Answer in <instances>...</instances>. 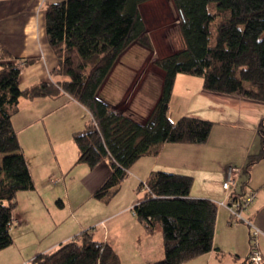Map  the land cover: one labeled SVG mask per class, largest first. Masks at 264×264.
I'll return each instance as SVG.
<instances>
[{"label": "trees", "instance_id": "trees-1", "mask_svg": "<svg viewBox=\"0 0 264 264\" xmlns=\"http://www.w3.org/2000/svg\"><path fill=\"white\" fill-rule=\"evenodd\" d=\"M152 0H63L45 6L49 44L58 58L54 82L21 88L22 69L34 62L13 61L0 44V251L13 244L14 211L21 191L35 190L13 118L21 99L58 97L81 104L90 116L74 133L77 164L95 169L108 162L111 174L93 193L110 203L142 158L157 156L169 143L204 144L213 123L192 117L172 121L169 105L178 74L201 77L205 90L264 102V0H172L183 48L154 65L164 73L161 94L141 122L115 110L100 97L121 57L136 44L152 49L141 7ZM151 51V50H150ZM261 149L250 155L243 174L264 159V120L258 127ZM194 179L154 171L141 183L145 196L133 211L146 232L161 226L165 256L156 264H184L211 253L219 206L194 199ZM237 195L246 194L237 189ZM26 264H122L112 245L83 231L77 239L38 254ZM241 264H248V258ZM264 264V263H263Z\"/></svg>", "mask_w": 264, "mask_h": 264}, {"label": "crops", "instance_id": "crops-1", "mask_svg": "<svg viewBox=\"0 0 264 264\" xmlns=\"http://www.w3.org/2000/svg\"><path fill=\"white\" fill-rule=\"evenodd\" d=\"M61 1L63 0H0V44L11 54L13 61L23 62L27 59H34L32 64L22 69L20 76L21 88H27L40 82L55 81L51 74L58 67L59 62L48 41L45 6L48 3ZM134 47L130 48L119 60L111 76L101 88L99 95L110 103L115 110L143 122L154 109L158 95L154 97L151 104L146 105V100L140 103L138 97L133 98L132 90H136L140 86L141 89L145 88L146 82L142 75H145L147 70H153L160 75L161 94L164 73L155 65H147L144 67L146 70H141L142 66L135 67L127 61L124 62V58L132 52ZM203 84L204 81L201 77L178 74L169 105V117L172 121H178L182 117H192L212 122L213 128L209 140L204 144H165L157 156H147L140 159L131 169L128 178L132 176L137 182L142 183L154 171H167L173 174L190 176L194 179L191 197L194 199H208L218 204L224 200L226 191L223 188V183L232 171L238 178L239 191L246 193L249 183L251 185L250 190L258 191L254 203L243 213L244 218L250 221L252 226L241 225L242 222L237 225L231 224L230 219H232V216L229 210L219 207L214 247L218 249L217 251H222V254L219 255L216 250H213L211 253L198 257L200 258L198 262L206 260L214 263L216 260L220 263L221 258L228 253L227 251H229L228 254L232 255L231 237L233 238L236 234L231 232L232 229H249L248 235L251 239L253 227H257L260 231L258 237L259 248L264 255V159L251 170L250 180L246 181V184L242 181L243 171L249 156L258 154L261 149L258 127L264 120V102L239 95L208 91L205 90ZM144 98L148 97L144 96ZM67 110L71 115H76L79 112L81 113L84 107L63 93L54 98L44 97L34 100L23 98L20 101L18 111L20 113L14 116L13 126L18 133L35 184L38 181L47 184L45 179L39 180L36 177L35 171L41 166L45 168L48 175H53L55 171L64 173L66 167H69L68 170H74L81 165L76 163L79 150H75L78 155L75 156L71 164H63L70 166H62L61 163L59 166L49 165L50 162L46 159V155L49 154L47 150L52 148V155L54 156L51 159L58 161V156L55 155L59 150V144L48 145L44 142L41 128H37L35 132L36 145L41 148L42 152L41 159L34 161L33 158H30L21 138L22 132L34 128L39 122L46 123L47 120H50L51 124L56 120V114ZM24 112H27L28 115H20ZM23 119L24 124H21ZM48 128L50 129V126ZM76 132H83V130H75L74 133ZM72 142H75L73 138ZM42 159H45V161L43 162ZM81 166L79 167L81 185L93 196V193L104 184L111 174L109 163L107 161L103 162L93 170L88 165L86 167L85 165ZM256 175H260L261 179L256 181ZM40 183L39 185L43 186ZM44 188L45 192L51 190L48 185ZM45 197L48 200L51 199V202H48L49 206L52 204V200L57 199V197L52 199L49 194H45ZM53 203L54 206L55 202ZM100 208L97 220L90 222V224L83 220L74 221L76 230L73 234L59 237L58 240L53 242L52 247H48L39 254L51 252L62 244L77 239L84 231L79 232L78 229H89L100 224L103 226L106 221L115 217L114 214L102 215L105 210ZM14 218L16 223L14 227H17L18 230L15 235L12 231L13 244L18 241L19 235H22L21 232H25L23 224L17 226L19 219L15 214ZM69 218L72 217L67 216L66 219ZM65 221H60L56 226L64 225ZM18 231L19 235H17ZM155 234L156 232L154 234L146 232L144 228L134 231L132 246L140 255L146 256V260L143 262L145 264H156L165 256L163 242L158 252L156 251L157 253L155 252L153 256H150L154 246ZM248 235L246 233L247 238ZM108 236L109 234L105 232V241H109ZM113 248L115 249L114 246ZM115 251L122 260L119 250L116 248ZM15 256H20L19 264H26L29 261L28 259L31 261L36 257L35 255H28L30 257L28 258L21 251L20 254L18 252ZM11 264H17V261Z\"/></svg>", "mask_w": 264, "mask_h": 264}, {"label": "rangeland", "instance_id": "rangeland-1", "mask_svg": "<svg viewBox=\"0 0 264 264\" xmlns=\"http://www.w3.org/2000/svg\"><path fill=\"white\" fill-rule=\"evenodd\" d=\"M141 13L147 26L152 49H147L144 45L136 44L132 52H130L131 54L129 53L126 55L123 61H127V63H131L135 67L142 66L141 70H146L144 67L147 65H154L157 58L165 57L183 48V41L178 30V14L172 0H152L141 7ZM142 76L146 82L145 88L141 89L140 86L136 90L133 89V98L138 97L140 103L146 100V105H148L153 102L156 95H158V97L160 95L161 78L160 75L153 70H147L145 75ZM144 96L148 98L145 99ZM20 115L28 114L24 112ZM88 121L90 123V116L88 111L84 108L81 113L79 112L76 115H71L68 110L59 112L56 114V120L51 124L50 120H47L46 123L39 122L34 128L21 133V138L27 154L30 158H33L34 161L42 158L41 148L39 146L37 147L35 139L37 128H41L44 142L48 145L59 144V150L55 155L56 157L58 156V161H56V159H51V157L54 156L52 155L53 149L48 148L47 150L49 154L46 155V159L50 162L49 165L59 166L61 163L62 166H70L63 164H71L75 156L78 155L75 151L78 150L77 144L72 142V138L74 141L73 133L75 130L84 131ZM21 124H24V119ZM49 126L50 129L48 128ZM44 161L45 159L43 162ZM81 165H85L86 167L87 164ZM80 166H77L74 170H68L69 167H66L64 173L55 171L54 174L52 173L53 175H48L45 168L42 166L35 171L36 177L39 180L45 179V183L47 184H42L38 181V183L35 184L36 190L21 191L18 193V204L14 214L19 219L17 226L23 224L25 232L22 231V235H19L18 231V241L7 249L2 250L3 252L0 251V264H11L14 261H17V264H19L20 256L17 257L15 255L18 252L20 254V251L26 257H28V255L37 256V254L46 250L48 247H52L54 245L53 242L58 240L59 237L73 234L76 230L74 221L83 220L90 224V222L97 220L99 218L98 214L100 207V209L105 210L102 215L106 214L107 216L114 214L115 217H113L112 220L106 221L103 226L100 224L94 225L89 229H78L80 230L79 232L82 230L93 232L95 239L102 242H105L104 235L105 232H107L109 234V241L106 242L119 250L122 264H145L143 262L146 260V256L140 255L132 246L134 231H136V229H143L133 211L136 201L145 196V191L140 189L141 183L137 182L132 176L129 178L127 177L122 185L121 192L107 204L95 199L84 189L83 185H81V177L79 175ZM255 179L258 181L261 179V176L256 175ZM249 180L250 175L244 174L242 181L246 184V181ZM39 183L43 186L39 185ZM46 185H48L51 190L45 192L44 187H46ZM250 189L251 185L249 183L246 194L252 191ZM45 194H49L52 199L53 197H57V199L55 201L52 200V204L49 206L48 202H51V199L48 200ZM53 202H55L54 206ZM67 216L72 218L66 219ZM63 220H66L65 224L57 227L56 224H59L60 221L62 222ZM244 224L247 225L244 222L241 223V225ZM17 230V227L13 228L14 235ZM161 231V226H158L150 256H153L156 251L158 252L162 242L164 245ZM248 231L249 229L231 230V232L236 233L233 238L231 237L232 255L228 254L229 251H227L228 253L221 258L220 263L216 260L214 263L207 262L206 260L198 262L200 258H196L184 264H241L251 254L253 248L252 239H250ZM246 233L248 238L246 237ZM28 260L30 261V259Z\"/></svg>", "mask_w": 264, "mask_h": 264}, {"label": "built area", "instance_id": "built-area-1", "mask_svg": "<svg viewBox=\"0 0 264 264\" xmlns=\"http://www.w3.org/2000/svg\"><path fill=\"white\" fill-rule=\"evenodd\" d=\"M223 188L226 191V195L224 200L218 203V206L229 210L232 216L230 223L237 225L240 222H245L247 225L252 226L250 221L244 218L243 213L254 203L257 198L258 191L252 190L248 194H244L242 196L237 195L236 192L239 188L238 178L232 173V171H230L229 177H227L223 183ZM259 234V229L257 227H253V231L251 233L253 248L248 257V264L264 263V255L262 254L258 243Z\"/></svg>", "mask_w": 264, "mask_h": 264}]
</instances>
